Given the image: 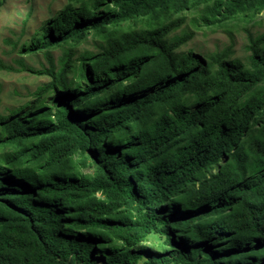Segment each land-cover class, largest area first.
<instances>
[{
  "label": "trees",
  "instance_id": "16d2710c",
  "mask_svg": "<svg viewBox=\"0 0 264 264\" xmlns=\"http://www.w3.org/2000/svg\"><path fill=\"white\" fill-rule=\"evenodd\" d=\"M189 8L211 26L264 0H67L13 44L49 67L0 115V264H264V31L245 62L178 51Z\"/></svg>",
  "mask_w": 264,
  "mask_h": 264
},
{
  "label": "rangeland",
  "instance_id": "374dc122",
  "mask_svg": "<svg viewBox=\"0 0 264 264\" xmlns=\"http://www.w3.org/2000/svg\"><path fill=\"white\" fill-rule=\"evenodd\" d=\"M67 0H3L0 3V115H6L12 109L25 105L34 99L33 93L36 88L48 80L44 70L49 67L48 57L42 51L36 53H19L13 49L24 41L30 39L34 32L51 16L57 13ZM196 8L184 9L179 16L184 18L180 30H188L191 37L182 44L178 51L192 50L195 53L208 55L230 48L229 59L246 61L248 52L247 33L256 35L264 31V11L255 14L236 15L217 25L195 26L191 18L196 14ZM127 21L121 22V25ZM97 39L92 33L73 46L74 57L79 56L86 50L94 51V40ZM62 55L59 46L50 49L49 57L56 63ZM22 60L26 68L20 69L17 61ZM12 69H6L5 67ZM4 147H9L3 144ZM212 169V168H211ZM82 171L91 173L90 167H83ZM161 238L150 236L145 244L159 247Z\"/></svg>",
  "mask_w": 264,
  "mask_h": 264
}]
</instances>
